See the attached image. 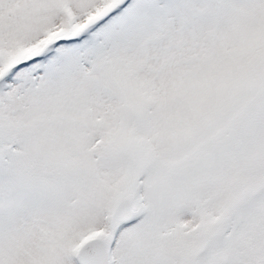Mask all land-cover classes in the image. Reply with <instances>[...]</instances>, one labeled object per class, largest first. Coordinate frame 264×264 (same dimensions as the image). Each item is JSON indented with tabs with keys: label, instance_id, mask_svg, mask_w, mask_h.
<instances>
[{
	"label": "snow or ice",
	"instance_id": "6c2138e0",
	"mask_svg": "<svg viewBox=\"0 0 264 264\" xmlns=\"http://www.w3.org/2000/svg\"><path fill=\"white\" fill-rule=\"evenodd\" d=\"M0 264H264V0H0Z\"/></svg>",
	"mask_w": 264,
	"mask_h": 264
}]
</instances>
